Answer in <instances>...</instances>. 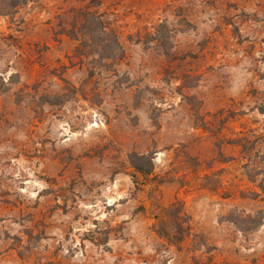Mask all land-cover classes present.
<instances>
[{"label":"rangeland","instance_id":"obj_1","mask_svg":"<svg viewBox=\"0 0 264 264\" xmlns=\"http://www.w3.org/2000/svg\"><path fill=\"white\" fill-rule=\"evenodd\" d=\"M0 264H264V0H0Z\"/></svg>","mask_w":264,"mask_h":264},{"label":"trees","instance_id":"obj_2","mask_svg":"<svg viewBox=\"0 0 264 264\" xmlns=\"http://www.w3.org/2000/svg\"><path fill=\"white\" fill-rule=\"evenodd\" d=\"M80 12L78 13V15L82 19L81 29L83 32H85V35L93 34L94 31L92 30H95L94 28L97 27L100 28V24H101L100 20L94 13H90V12L80 13ZM112 44H113V51L117 52L119 50L120 52V47L118 46V43L116 42L115 38L113 39ZM132 167L137 173H140L145 176H148L152 172L150 161H147L145 164L132 163Z\"/></svg>","mask_w":264,"mask_h":264}]
</instances>
